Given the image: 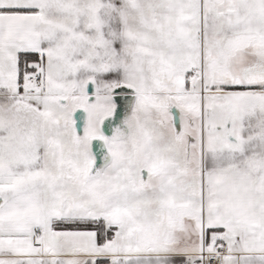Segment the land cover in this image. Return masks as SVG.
<instances>
[{
  "label": "snow or ice",
  "instance_id": "1",
  "mask_svg": "<svg viewBox=\"0 0 264 264\" xmlns=\"http://www.w3.org/2000/svg\"><path fill=\"white\" fill-rule=\"evenodd\" d=\"M0 264H264V0H0Z\"/></svg>",
  "mask_w": 264,
  "mask_h": 264
}]
</instances>
